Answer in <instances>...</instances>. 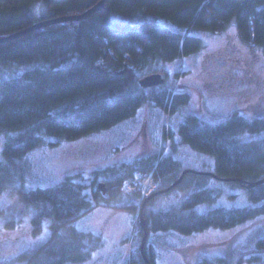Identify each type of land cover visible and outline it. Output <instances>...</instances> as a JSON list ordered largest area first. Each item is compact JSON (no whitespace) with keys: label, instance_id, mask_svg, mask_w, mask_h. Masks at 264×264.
Segmentation results:
<instances>
[{"label":"trees","instance_id":"1","mask_svg":"<svg viewBox=\"0 0 264 264\" xmlns=\"http://www.w3.org/2000/svg\"><path fill=\"white\" fill-rule=\"evenodd\" d=\"M98 1L0 0V38L44 18L81 13ZM232 20L244 41L264 51V0H106L103 9L85 19L57 22L0 42V67L15 71L0 80V134L6 136L0 159V193L14 187L20 200L32 208L33 234L42 231L47 219L51 229L46 240L19 256L20 262L64 264L86 259L90 233L78 228L75 221L103 206L126 209L136 216L131 238L135 248L128 264H148L140 249L143 229L138 218L149 194L142 196L136 190L124 196L122 181L134 169L153 171L154 190L162 189L183 171L177 169L178 161L165 163L161 153L150 164L132 166L104 181L116 185L105 195L96 178L78 180L77 170L65 171L53 185L16 186L24 175V158L44 143L45 135L56 137L50 144L75 140L134 116L144 102L177 110L189 101V92L160 90L159 85L144 87L139 83L141 70L199 51L204 43L197 30L222 31ZM154 71L159 72H149ZM262 106V113L253 119L236 110L219 123H202L192 114L181 124L182 139L212 154L220 176L249 181L264 178V137L240 139L243 132L264 129V103ZM203 182L198 181V187L178 205L165 210L147 209L155 195L144 208L149 231L189 234L225 229L264 213V182L248 188L253 204L218 205L198 212L194 209L197 204L215 199L212 188ZM3 212L0 208V215ZM148 237L144 253L156 264ZM257 248L264 250V237ZM248 257L261 259L259 254Z\"/></svg>","mask_w":264,"mask_h":264},{"label":"rangeland","instance_id":"2","mask_svg":"<svg viewBox=\"0 0 264 264\" xmlns=\"http://www.w3.org/2000/svg\"><path fill=\"white\" fill-rule=\"evenodd\" d=\"M197 32L203 39L202 49L185 55L181 60L167 61L164 65L159 62L157 66L140 72L141 77L153 69L166 73V80L159 84L160 90L171 88L189 92L190 99L186 104L171 111L153 102H144L134 116L75 140L50 144L48 141L56 137L45 135L44 143L24 158V175L16 186L53 185L67 170H77L78 180L90 182L96 178L102 182L119 176L132 166L150 164L161 153L165 163L178 161L177 169L180 171L192 168L215 172V157L185 142L181 136V124L192 114L198 115L202 123H219L236 110L243 111L250 119L262 113L259 107L264 103V51L260 46L252 47L239 36L234 20L222 31ZM225 45L229 48L227 55L236 57V60L228 66L220 64V58L217 64L211 65L208 54L217 55ZM225 71L231 78H242V81L221 78L220 74ZM14 73L12 68L0 67V80ZM251 105L258 108L250 109ZM240 135L241 140L262 138L264 129ZM5 137V134H0V159ZM198 181H204V185L211 187L215 194L213 201L201 202L194 207L200 213L218 205L253 204L249 189L244 185L189 172L177 186L159 193L147 209L160 211L178 205L198 187ZM0 208L4 211L0 215V264H23L19 256L48 238L51 232L49 220L39 234H33L32 208L20 200L14 187L0 193ZM8 221L15 223L10 226ZM136 221V216L126 209L96 207L75 221L78 228L90 233L86 245L88 257L64 264H128L135 248L131 238L136 230ZM262 237L264 213L225 229L209 228L189 234L176 230L151 231L148 240L153 247L156 264H199L206 259L207 264H261L264 262V250L257 248V242ZM256 254L263 260L247 259Z\"/></svg>","mask_w":264,"mask_h":264},{"label":"water","instance_id":"3","mask_svg":"<svg viewBox=\"0 0 264 264\" xmlns=\"http://www.w3.org/2000/svg\"><path fill=\"white\" fill-rule=\"evenodd\" d=\"M105 2H106V0H99L93 6H91L90 8L86 9L85 11H83L81 13L62 15V16H56V17H50V18H44V19L38 20V21L34 22L33 24H31L30 26H28V27H26L20 31H17V32H14V33L9 34L7 36L1 37L0 42H3L6 40H9V39L18 37L20 35L26 34V33L30 32L36 28L47 26V25L54 24L57 22H63V21H67V20L85 19V18L89 17L91 14H93L94 12L103 9L105 7ZM165 80H166V73L159 71V72H152V73L146 74L145 76L140 78L139 83L144 87H149V86L159 85V84L163 83ZM188 172L207 174V175H211V176L220 178L222 180L238 181L239 183L243 184L246 188H251V187L257 186V185L264 182V178H261V179L255 180V181H249V180H245L241 177L220 176L216 172H213V171H197V170L192 169V168H186L180 173L178 178L176 180H174L170 185H168L162 189L155 190L152 193H150L148 196H146V198L141 203V206L139 208V218H138L139 225L143 229V236L141 239L140 249L142 251L143 258H144L145 262L148 264H151V262H150L149 258L147 257V255L144 253V246H145V243H146V240H147V237H148L150 231L148 228V220H147L146 216L144 215V208H145L146 204L155 195H157L159 193H163L165 191H168V190L172 189L173 187L177 186L182 181L185 174ZM115 186H116L115 184H107L104 181L99 183V189L103 194H106L110 189H114Z\"/></svg>","mask_w":264,"mask_h":264},{"label":"built area","instance_id":"4","mask_svg":"<svg viewBox=\"0 0 264 264\" xmlns=\"http://www.w3.org/2000/svg\"><path fill=\"white\" fill-rule=\"evenodd\" d=\"M155 187L156 183L153 179L152 172L145 173L140 170H136L133 176L125 179L122 184L124 191L137 189L141 191L142 196L150 194Z\"/></svg>","mask_w":264,"mask_h":264},{"label":"flooded vegetation","instance_id":"5","mask_svg":"<svg viewBox=\"0 0 264 264\" xmlns=\"http://www.w3.org/2000/svg\"><path fill=\"white\" fill-rule=\"evenodd\" d=\"M228 50H229L228 46L225 45V47H223L220 51L219 50L217 51L218 52L217 55L208 54L209 63L211 65L217 64L220 61V58H222L220 64H222V65L223 64H226V65L229 64L228 66H230V64H232V62L234 60H236V57H233L232 55L231 56L227 55ZM216 76L217 75L215 74L214 77L216 78ZM220 77L227 79V80H232V81H239V82L242 81V78H239V79H235L233 77L231 78V76L228 73H226V71L224 73L220 74Z\"/></svg>","mask_w":264,"mask_h":264}]
</instances>
